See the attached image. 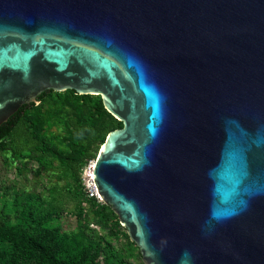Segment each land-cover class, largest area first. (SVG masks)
<instances>
[{"label": "water", "instance_id": "water-1", "mask_svg": "<svg viewBox=\"0 0 264 264\" xmlns=\"http://www.w3.org/2000/svg\"><path fill=\"white\" fill-rule=\"evenodd\" d=\"M47 89L122 122L92 178L144 264H264V0H0V124Z\"/></svg>", "mask_w": 264, "mask_h": 264}, {"label": "trees", "instance_id": "trees-1", "mask_svg": "<svg viewBox=\"0 0 264 264\" xmlns=\"http://www.w3.org/2000/svg\"><path fill=\"white\" fill-rule=\"evenodd\" d=\"M39 109L49 111L51 117L66 116L72 129L70 146L73 156L61 161L75 181L77 204L80 206V201H87L93 208L110 212L119 223L108 204L88 195L82 173L86 165L95 160L108 132L122 127V122L105 109L100 95L78 94L72 89L44 90L37 96V103L23 104L0 124V149L6 150L12 161L31 158L41 166H47L53 157L47 138L37 133L36 120L28 113ZM25 164L22 161V166ZM32 221L33 224L20 223L11 215L0 213V264H16L18 258L24 264H114V256L108 261L96 260L100 253L99 244L89 247L81 239L74 241L78 245L77 255L66 259L65 249L70 247V239L77 236L58 234V228L54 226L50 231L44 230L43 219ZM46 231L54 236H49Z\"/></svg>", "mask_w": 264, "mask_h": 264}, {"label": "rangeland", "instance_id": "rangeland-1", "mask_svg": "<svg viewBox=\"0 0 264 264\" xmlns=\"http://www.w3.org/2000/svg\"><path fill=\"white\" fill-rule=\"evenodd\" d=\"M28 113L36 120L37 133L47 138L53 157L47 166H41L31 158L12 161L7 151L0 149V213L26 224H33L32 219L40 218L45 221L44 230L50 231L54 226L58 234L76 235L65 249L66 259L77 255L78 245L74 241L81 239L89 247L99 244L98 261H108L114 256V264H144L137 245L126 236V229L110 212L93 208L84 200L79 202L80 206L77 204L75 181L61 161L73 156L70 146L73 132L67 117H51L49 111L43 109ZM83 183H87L84 174ZM20 260L18 258L16 264H24Z\"/></svg>", "mask_w": 264, "mask_h": 264}, {"label": "built area", "instance_id": "built-area-1", "mask_svg": "<svg viewBox=\"0 0 264 264\" xmlns=\"http://www.w3.org/2000/svg\"><path fill=\"white\" fill-rule=\"evenodd\" d=\"M93 163H94V160H91L87 165L86 167L83 169V173H82V176L83 174L85 175V178H87V183H84L85 185V188L88 192V195L89 196H94L96 197L98 200H100V198L98 197L97 193H96V189H95V186H94V183H93V178L92 176L89 174L90 171H93ZM101 201V200H100Z\"/></svg>", "mask_w": 264, "mask_h": 264}, {"label": "bare ground", "instance_id": "bare-ground-1", "mask_svg": "<svg viewBox=\"0 0 264 264\" xmlns=\"http://www.w3.org/2000/svg\"><path fill=\"white\" fill-rule=\"evenodd\" d=\"M89 174L92 176V171H90Z\"/></svg>", "mask_w": 264, "mask_h": 264}]
</instances>
